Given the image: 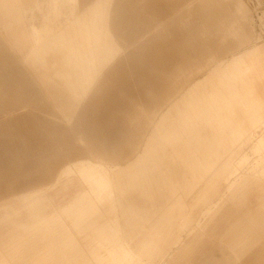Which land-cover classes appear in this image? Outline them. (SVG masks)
I'll list each match as a JSON object with an SVG mask.
<instances>
[{
  "label": "crops",
  "instance_id": "1",
  "mask_svg": "<svg viewBox=\"0 0 264 264\" xmlns=\"http://www.w3.org/2000/svg\"><path fill=\"white\" fill-rule=\"evenodd\" d=\"M32 7L39 25L30 22ZM238 8L239 0H0V99H7L0 107H43L65 126L30 116L59 137L84 143L63 151L66 165L45 189L22 197L23 206H0V264H93L96 251L107 253L93 245V226L107 227L112 214L104 209V217L94 216L86 182L64 173L82 162L120 168L134 161L168 94L158 81L173 78L175 64L199 66L248 46L243 33L226 36ZM252 98L263 110L264 98ZM40 136L42 148L54 152ZM9 149L2 166L12 179L23 173L29 145L20 135ZM165 172L155 179L165 180ZM71 195L67 204L58 203ZM40 206L49 213H35ZM246 264H264V253L255 252Z\"/></svg>",
  "mask_w": 264,
  "mask_h": 264
},
{
  "label": "rangeland",
  "instance_id": "2",
  "mask_svg": "<svg viewBox=\"0 0 264 264\" xmlns=\"http://www.w3.org/2000/svg\"><path fill=\"white\" fill-rule=\"evenodd\" d=\"M30 9V22L39 25L38 9ZM226 27L227 39L243 33L248 46L199 66L175 64L173 78L158 81L169 95L134 161L120 168L82 162L64 173L86 182L94 216L104 217V209L112 214L107 227L93 226V245L107 252L95 250L93 264H246L255 252L264 253V109L252 98H264V0H239L236 18ZM12 108L0 109V206L21 207L22 197L45 189L66 165L63 151L84 143L49 131L48 123L65 122L41 112L43 107ZM41 134L54 152L42 148ZM20 135L30 158L11 179L2 164L10 160L9 143L15 146ZM164 170L165 180L158 181ZM72 197H59L58 203ZM35 213L49 211L40 206ZM26 215L24 210L21 219Z\"/></svg>",
  "mask_w": 264,
  "mask_h": 264
},
{
  "label": "bare ground",
  "instance_id": "3",
  "mask_svg": "<svg viewBox=\"0 0 264 264\" xmlns=\"http://www.w3.org/2000/svg\"><path fill=\"white\" fill-rule=\"evenodd\" d=\"M20 237V236H19ZM18 239V238H17ZM18 241H19V239H18Z\"/></svg>",
  "mask_w": 264,
  "mask_h": 264
}]
</instances>
